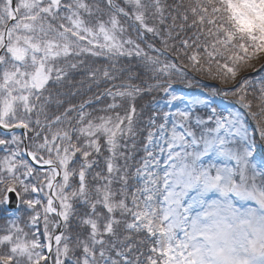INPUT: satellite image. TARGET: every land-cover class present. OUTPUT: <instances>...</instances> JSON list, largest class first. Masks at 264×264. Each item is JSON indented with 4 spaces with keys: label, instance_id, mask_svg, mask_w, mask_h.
Here are the masks:
<instances>
[{
    "label": "snow or ice",
    "instance_id": "6c2138e0",
    "mask_svg": "<svg viewBox=\"0 0 264 264\" xmlns=\"http://www.w3.org/2000/svg\"><path fill=\"white\" fill-rule=\"evenodd\" d=\"M0 264H264V0H0Z\"/></svg>",
    "mask_w": 264,
    "mask_h": 264
},
{
    "label": "trees",
    "instance_id": "16d2710c",
    "mask_svg": "<svg viewBox=\"0 0 264 264\" xmlns=\"http://www.w3.org/2000/svg\"><path fill=\"white\" fill-rule=\"evenodd\" d=\"M255 73H253V75H254Z\"/></svg>",
    "mask_w": 264,
    "mask_h": 264
}]
</instances>
